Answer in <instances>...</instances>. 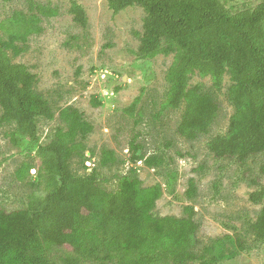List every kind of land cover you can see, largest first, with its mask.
I'll list each match as a JSON object with an SVG mask.
<instances>
[{
	"label": "trees",
	"instance_id": "1",
	"mask_svg": "<svg viewBox=\"0 0 264 264\" xmlns=\"http://www.w3.org/2000/svg\"><path fill=\"white\" fill-rule=\"evenodd\" d=\"M139 4L146 10L145 30L136 52L144 61L158 55H174L167 73L170 85L165 110L185 106L178 133L194 140L210 132L220 112V103L201 85L190 86L198 73L211 77L220 91L224 76L231 74L228 98L235 108L225 135L213 137L208 148L219 159L229 158L241 165L264 153V0L253 8L232 11L223 0H109L115 13ZM38 14L16 11L0 24V127L15 124L9 135L13 145L41 159L45 196L32 195L26 207L9 211L0 206V264H45L56 257L60 264H204L232 259L243 250L240 236H228L215 242L199 256L195 248L198 224L193 207L186 216L157 217L153 211L163 195V186L143 187L135 168L119 177V189L103 187L92 172L75 176L70 161L83 155L84 140L94 127L77 109L61 110L64 126L42 144L37 120H52L49 103L34 91L36 76L23 64H13L12 55L24 53L30 36L43 30L41 15H55L45 6ZM75 21L87 26L84 9L74 4ZM140 97L126 109L133 114ZM94 104L101 103L95 100ZM133 163L144 161L149 167H161L158 157H145L141 146L132 142ZM115 153L104 150L100 163H115ZM30 166H23L18 177L24 179ZM167 185L173 188L176 174L168 171ZM191 181L189 195H195ZM264 200V187L250 196ZM251 230L258 243H264V208ZM227 245L231 248L226 249ZM206 257H210L207 260Z\"/></svg>",
	"mask_w": 264,
	"mask_h": 264
},
{
	"label": "rangeland",
	"instance_id": "2",
	"mask_svg": "<svg viewBox=\"0 0 264 264\" xmlns=\"http://www.w3.org/2000/svg\"><path fill=\"white\" fill-rule=\"evenodd\" d=\"M262 1L223 0L232 11L253 8ZM74 4L84 9L86 27L75 21L71 12ZM37 6L48 7L56 14L41 15L42 32L30 36L23 45L24 53L12 55V62L25 65L36 76L34 91L54 112L52 120H37L42 144L51 141L57 128L64 126L61 110L77 109L94 129L83 141V155H75L70 161L75 176L94 172L103 187L117 191L119 177L135 168L143 187L163 186L155 216L182 218L187 207L194 208L199 241L195 252L199 256L228 236H240L245 242V248L235 251L232 259L208 264H264V243L256 242L251 230L264 200L255 203L250 199L253 192L264 187V153L241 165L229 158H217L208 148L213 137L228 132L235 113L228 98L233 84L231 74H225L220 91L211 77L198 73L192 76L190 86L201 85L203 92L211 93L220 103V112L209 134L188 140L178 133L185 106L164 109L170 92L166 77L174 55L137 59L147 17L143 6L136 4L115 13L109 0H0V24L16 11L38 14ZM139 97V104L130 114L126 109ZM95 100L101 105L94 104ZM2 113L0 107V117ZM15 129V124L0 127V206L9 211L26 207L32 195L47 193L39 176L42 161L35 152L13 145L9 135ZM133 141L141 146L140 153L145 157L160 158L162 166L133 163ZM104 150L113 151L117 161L102 166ZM23 166L31 169L20 179L18 172ZM168 171L176 174L172 189L167 185ZM191 181L196 188L193 196L189 195ZM230 248L227 245L226 249ZM45 264L60 263L50 257ZM81 264L97 263L85 260Z\"/></svg>",
	"mask_w": 264,
	"mask_h": 264
}]
</instances>
